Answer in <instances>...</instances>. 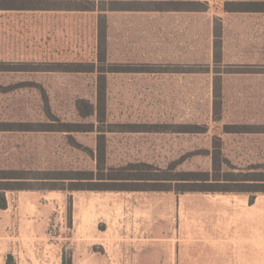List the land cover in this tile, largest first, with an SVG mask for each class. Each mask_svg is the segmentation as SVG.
I'll list each match as a JSON object with an SVG mask.
<instances>
[{"label":"rangeland","instance_id":"374dc122","mask_svg":"<svg viewBox=\"0 0 264 264\" xmlns=\"http://www.w3.org/2000/svg\"><path fill=\"white\" fill-rule=\"evenodd\" d=\"M226 1L196 0L208 7L203 13L110 14L109 64L117 71L107 79L104 123L81 116L97 101L98 73L61 69L98 62L97 14L0 11V60L17 69L0 71V122L103 128L110 166L180 161L178 169L210 170L214 147L238 168L264 165V15L226 18ZM223 43L231 58L242 52L257 61L226 63ZM97 134L0 130V168L42 176L94 169ZM200 193L8 190L0 264H63L64 256L73 264H186L177 252L188 246L187 211L213 202L192 195ZM252 197L232 201L243 218L238 264H264V193L250 207Z\"/></svg>","mask_w":264,"mask_h":264},{"label":"trees","instance_id":"16d2710c","mask_svg":"<svg viewBox=\"0 0 264 264\" xmlns=\"http://www.w3.org/2000/svg\"><path fill=\"white\" fill-rule=\"evenodd\" d=\"M100 1V2H99ZM195 2V1H194ZM183 1L163 2H130L125 0H0V11H57L80 13L95 16L97 14L96 38L97 61L108 62L107 59V12L123 10H195L203 11L208 7L197 6L196 3ZM224 8L228 11H264V1H226ZM216 48H221L222 30L215 32ZM218 38L220 39L217 42ZM220 46V47H219ZM220 53V50H219ZM98 62L87 64L77 63L61 68L70 72H97L98 97L95 104L89 106L86 113L81 111L83 118L96 116L99 122L106 121L108 94V73L117 71L109 62L108 68L101 67ZM17 70L0 60V71ZM217 84L215 89L217 88ZM2 86L0 85V92ZM80 111V110H79ZM2 131H45L75 133L81 131H97V147L91 150L96 160L94 169L52 170L39 174H29V170L16 168H0V209L8 207L7 191L23 189H68L97 191H176L204 193H250L254 202L259 193H264V165L250 168H238L233 165L221 148L214 147L211 152L212 167L210 170L178 169L180 161L171 163L168 167L145 161L129 162L124 165L110 166L108 164L107 130H95L94 125L65 122L55 119L53 122L39 124L0 122ZM110 131V130H108ZM42 183L48 186L40 187ZM68 183V184H65ZM37 185V186H36ZM46 185V184H43ZM67 185V186H66ZM12 259V255H9ZM63 264H73L72 257L64 256Z\"/></svg>","mask_w":264,"mask_h":264},{"label":"crops","instance_id":"0c3cea01","mask_svg":"<svg viewBox=\"0 0 264 264\" xmlns=\"http://www.w3.org/2000/svg\"><path fill=\"white\" fill-rule=\"evenodd\" d=\"M130 2H146L151 0H125ZM153 2H163V1H183L185 3L194 2L196 0H152ZM229 1V0H228ZM232 1V0H230ZM233 1H264V0H233ZM208 10V8H207ZM203 11L195 10H169V11H160V10H121V11H108L107 12V59L110 61V14L112 13H130V12H160V13H171V12H190V13H203ZM254 14L264 15V11L250 12V11H228L224 8V16L228 18V15H234L235 17ZM246 20V19H245ZM224 35H226V30H224ZM222 57L225 62L239 64L245 66V64H253L257 60L254 59V56H248L246 53L236 52L234 57L228 54L227 46L223 43L222 48ZM110 63V62H109ZM244 64V65H243ZM194 72V71H193ZM110 73H108L109 76ZM108 78V77H107ZM237 133H249V131L236 129ZM243 168V167H239ZM200 193V192H195ZM194 197H198L199 200H205L208 197H212L213 201L209 204H203L198 207H193L187 211L188 215L186 216L187 228H188V246L185 253L182 254V247H178L177 256L186 255L187 261L186 264H238L241 261H237L236 250L241 249L240 242L242 239L238 238L237 234L239 233L242 224L241 215L237 217V209L240 207L237 203L232 201L237 198V193H204L192 194ZM230 197V203L228 204L227 200L224 199ZM256 200V198H255ZM255 200L253 203L250 201V207L255 205ZM239 211V210H238ZM229 214V215H227ZM240 214V212H239ZM243 225V224H242ZM249 226V224H248ZM249 230V227H246ZM156 242H150L154 245V249L161 248V243L157 238H154ZM239 242V243H238ZM192 243V244H191ZM238 243V244H237ZM181 249V250H180ZM176 261V260H175ZM174 262V260L172 261ZM176 263V262H175ZM183 263V262H181Z\"/></svg>","mask_w":264,"mask_h":264}]
</instances>
